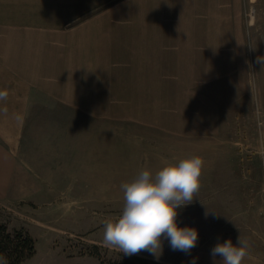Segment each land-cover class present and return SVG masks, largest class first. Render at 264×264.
Instances as JSON below:
<instances>
[{
	"label": "crops",
	"instance_id": "obj_1",
	"mask_svg": "<svg viewBox=\"0 0 264 264\" xmlns=\"http://www.w3.org/2000/svg\"><path fill=\"white\" fill-rule=\"evenodd\" d=\"M246 2L0 0V201L49 211L102 168L175 163L217 126L195 90L245 66Z\"/></svg>",
	"mask_w": 264,
	"mask_h": 264
},
{
	"label": "rangeland",
	"instance_id": "obj_2",
	"mask_svg": "<svg viewBox=\"0 0 264 264\" xmlns=\"http://www.w3.org/2000/svg\"><path fill=\"white\" fill-rule=\"evenodd\" d=\"M243 14L245 66L214 74L212 82L195 90L216 103L217 126H208L206 135L176 141L180 148L175 162L192 155L205 161L198 194L177 216L180 227L198 230L197 245L186 254L173 251L164 240L158 259L147 251L137 255L168 264H191L193 258L195 264H214L211 249L228 239L236 244L240 235L250 245L243 264H264V67L256 62L264 56V0H247ZM122 129L125 122H119ZM160 139L152 138L151 146L171 145V140ZM119 165L112 170V182L109 169L102 168L101 184H65L67 194L49 200V211L41 206L31 213L29 203L0 201V224L9 231L24 228L35 240V253L21 264H99L91 254L95 250L104 259L119 257L121 252L102 242L104 221L122 213L120 185L130 182L124 164Z\"/></svg>",
	"mask_w": 264,
	"mask_h": 264
},
{
	"label": "clouds",
	"instance_id": "obj_3",
	"mask_svg": "<svg viewBox=\"0 0 264 264\" xmlns=\"http://www.w3.org/2000/svg\"><path fill=\"white\" fill-rule=\"evenodd\" d=\"M256 62L264 67V56ZM204 164L202 157L192 155L167 162L155 173L142 169L130 182H123L122 213L104 221L103 245L127 256L147 251L158 259L167 240L173 251L190 254L197 245L198 230L178 225V209L191 204L198 194ZM210 254L214 264H243L250 245L239 235L236 244L231 239L217 243ZM0 264H7L6 257L0 255Z\"/></svg>",
	"mask_w": 264,
	"mask_h": 264
},
{
	"label": "trees",
	"instance_id": "obj_4",
	"mask_svg": "<svg viewBox=\"0 0 264 264\" xmlns=\"http://www.w3.org/2000/svg\"><path fill=\"white\" fill-rule=\"evenodd\" d=\"M34 253L35 240L24 228L9 231L5 224H0V255L6 257L7 264H21ZM91 254L99 259V264H168L137 254L127 256L119 253L115 259H104L97 250Z\"/></svg>",
	"mask_w": 264,
	"mask_h": 264
}]
</instances>
